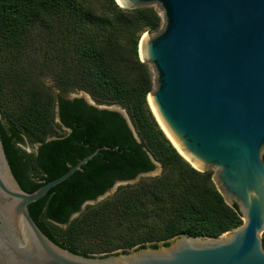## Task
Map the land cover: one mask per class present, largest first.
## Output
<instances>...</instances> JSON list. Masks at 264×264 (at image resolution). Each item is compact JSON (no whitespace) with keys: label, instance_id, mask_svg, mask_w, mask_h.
I'll use <instances>...</instances> for the list:
<instances>
[{"label":"trees","instance_id":"obj_1","mask_svg":"<svg viewBox=\"0 0 264 264\" xmlns=\"http://www.w3.org/2000/svg\"><path fill=\"white\" fill-rule=\"evenodd\" d=\"M161 25L153 6L127 9L116 0H0V135L17 180L34 191L98 149L81 170L29 205L52 240L86 257L169 245L182 234L219 237L243 224L213 171L193 167L150 108L153 74L139 42ZM46 78L63 92L84 90L97 102L121 105L134 129L117 110L82 97L59 98L57 124L70 131L56 134V97ZM8 89L14 106L5 108ZM36 143V153L21 147ZM153 158L163 166L161 175L122 186L70 220L117 180L154 170Z\"/></svg>","mask_w":264,"mask_h":264},{"label":"water","instance_id":"obj_2","mask_svg":"<svg viewBox=\"0 0 264 264\" xmlns=\"http://www.w3.org/2000/svg\"><path fill=\"white\" fill-rule=\"evenodd\" d=\"M116 2L127 9L160 7V29L145 32L139 42L140 58L153 74L148 103L178 152L200 171L214 169V182L225 201L238 206L243 224L219 237L182 234L169 245L106 257L75 253L41 229L29 205L81 170L98 149L75 165L69 163L62 175L26 191L0 135V264H264V0ZM54 95L82 97L98 108L117 110L134 129L121 105L90 96ZM56 118L60 121L59 105ZM24 150L35 153L37 148ZM153 161L154 170L117 180L97 199L86 201L70 220L163 167Z\"/></svg>","mask_w":264,"mask_h":264},{"label":"rangeland","instance_id":"obj_3","mask_svg":"<svg viewBox=\"0 0 264 264\" xmlns=\"http://www.w3.org/2000/svg\"><path fill=\"white\" fill-rule=\"evenodd\" d=\"M153 7L156 8V9L159 11V13H160L161 9H160L159 6H153ZM45 82H46V84H47L48 86L51 87V89L53 90V92L65 93V94H73V95H80V96H90V97H92V96L90 95V93H88L87 91H84V90H70V91H68V92H63L62 90L58 89V88L54 85L53 80L50 79V78H46V79H45ZM9 89H10V88H9ZM9 89H8L7 94H6L5 96H3V105H2V106H4L5 108H8V107H12V106H14V96L10 94ZM0 107H1V103H0ZM57 123H58V120L55 118V126H54L53 131H54L56 134H57V133H62V132H64V131H63V128L60 127ZM49 138H52V136L49 137ZM33 146H36V145H30V144H27V145H25L24 147H33ZM263 153H264V151H263ZM186 160H187V159H186ZM187 161H188V160H187ZM188 162H189V161H188ZM189 163H190V162H189ZM190 164H191V163H190ZM191 165H192V164H191ZM208 170H211V171L214 172V169H208ZM205 171H207V170H205ZM162 173H163V167H162L161 169H159V170H157V171L151 173L150 175H148V176L142 178V179H145V178H151V177H156V176L161 175ZM142 179H141V180H142ZM141 180H139V181H137V182H135V183H133V184H131V185H135V184L139 183ZM215 185H216V183H215ZM216 186H217V185H216ZM115 194H116V193H115ZM115 194L109 196L108 198L114 196ZM106 199H107V198H106ZM106 199H104V200H106ZM104 200H102V201H104ZM102 201L98 202L97 204L101 203ZM95 205H96V204H95ZM61 227H62V228H66L65 226H61ZM263 234H264V233H263ZM175 239H176V238H175ZM175 239H174V240H175ZM174 240H172V241H174ZM90 241H91V240H90L89 238L84 239V242H85L86 244H88ZM132 251H134V250H132ZM132 251H130V252H132ZM117 253H121V252H120L119 250H117V251H113V252H111L110 255H112V254H117Z\"/></svg>","mask_w":264,"mask_h":264},{"label":"flooded vegetation","instance_id":"obj_4","mask_svg":"<svg viewBox=\"0 0 264 264\" xmlns=\"http://www.w3.org/2000/svg\"><path fill=\"white\" fill-rule=\"evenodd\" d=\"M56 97V107H57V105L59 104L58 103V100H59V98H65V97H63L62 95H59L58 97L57 96H55ZM75 98V97H74ZM67 99H73V98H67ZM56 107H55V118H56ZM57 119V118H56ZM58 122H60V121H58ZM25 145H27V144H25ZM25 145H22L21 147L24 149V146ZM34 145H36V148H37V150H36V152L38 151V147H39V143H36V144H34ZM35 152V153H36Z\"/></svg>","mask_w":264,"mask_h":264},{"label":"bare ground","instance_id":"obj_5","mask_svg":"<svg viewBox=\"0 0 264 264\" xmlns=\"http://www.w3.org/2000/svg\"><path fill=\"white\" fill-rule=\"evenodd\" d=\"M119 2H121V0H118ZM179 149H180V147H178ZM181 150V149H180ZM189 160H191L192 161V163L194 164V165H196V166H199V164H196V163H194L193 162V160L188 156V155H186V153H184L183 151H181Z\"/></svg>","mask_w":264,"mask_h":264}]
</instances>
